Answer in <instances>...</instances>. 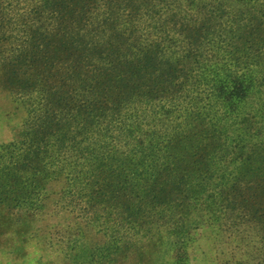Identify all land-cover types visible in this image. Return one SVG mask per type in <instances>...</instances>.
Returning <instances> with one entry per match:
<instances>
[{
	"label": "trees",
	"instance_id": "trees-1",
	"mask_svg": "<svg viewBox=\"0 0 264 264\" xmlns=\"http://www.w3.org/2000/svg\"><path fill=\"white\" fill-rule=\"evenodd\" d=\"M161 3L157 42L67 74L29 113L49 127L0 145V203L35 210L64 176L104 237L94 264H187L191 231L217 229L227 197L264 181V0Z\"/></svg>",
	"mask_w": 264,
	"mask_h": 264
},
{
	"label": "rangeland",
	"instance_id": "rangeland-1",
	"mask_svg": "<svg viewBox=\"0 0 264 264\" xmlns=\"http://www.w3.org/2000/svg\"><path fill=\"white\" fill-rule=\"evenodd\" d=\"M162 1L0 0V24L11 26L0 30V145L17 140L31 122L49 127L44 118L29 122V113L35 97L62 88L67 74L82 78L115 49L129 54L132 46L157 42L149 18L170 17ZM68 140L65 134L60 145ZM66 191L61 176L46 182L35 210L0 203V264H94L93 249L104 237L89 223L84 199ZM227 200L217 229L191 231L185 263L264 264V181L243 184Z\"/></svg>",
	"mask_w": 264,
	"mask_h": 264
}]
</instances>
